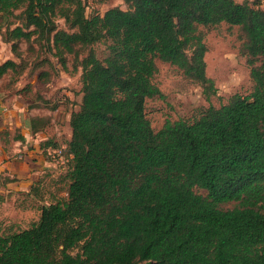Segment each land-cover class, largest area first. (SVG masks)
I'll return each mask as SVG.
<instances>
[{
  "label": "trees",
  "instance_id": "obj_1",
  "mask_svg": "<svg viewBox=\"0 0 264 264\" xmlns=\"http://www.w3.org/2000/svg\"><path fill=\"white\" fill-rule=\"evenodd\" d=\"M122 1L127 9L89 14L82 0H0V35L16 58L21 42L44 41L66 69L65 54L90 47L76 65L81 99L63 146L72 155L60 176L64 194L41 205L28 227H0V264H264V9ZM220 23L239 27L253 88L216 107L200 27ZM156 59L202 86L209 104L155 131L145 105L162 97ZM20 63H0V77L20 73ZM226 202L236 204L219 207Z\"/></svg>",
  "mask_w": 264,
  "mask_h": 264
},
{
  "label": "rangeland",
  "instance_id": "obj_2",
  "mask_svg": "<svg viewBox=\"0 0 264 264\" xmlns=\"http://www.w3.org/2000/svg\"><path fill=\"white\" fill-rule=\"evenodd\" d=\"M238 2L247 1L254 7L264 9V0H236ZM95 11L103 13L110 7L118 6L127 9L128 6L122 0H95ZM15 21V20H14ZM56 26L62 29H68L62 18H54ZM204 33V42L207 47L205 53L206 74L212 78L217 89V94L210 97V103L216 107L227 103L229 98L235 94H248L252 91L253 82L250 77V66L247 58L241 54L240 46L242 42L240 29L238 26H230L226 23H220L211 27H200ZM47 42L32 41L29 45L26 42L20 43L21 57L17 62L20 73L11 76V80H21L26 78V74L31 78L34 70H47L49 78L39 77V88L36 93L38 97L47 99L50 106H56L52 110L51 117L56 120L64 119L71 110L78 109L81 99L79 76L81 68H76L79 60L84 58L89 52L90 47L76 46V54H65L67 67L63 69L57 61V57L49 51ZM99 58L105 54V45L97 43L91 46ZM7 58H13L10 46L0 44V62ZM157 72L154 76V83L162 93V97L155 96L147 99L145 109L147 118L151 122L152 128L156 131L160 129L165 120L185 119L188 121L198 117L209 104L202 94V86L185 79L182 72L175 66L155 60ZM260 61L257 62L259 64ZM21 69V70H20ZM30 73V74H29ZM32 74V75H31ZM22 77H19L21 76ZM3 86V83H1ZM42 96V97H41ZM61 127L63 123H61ZM63 131V128H61ZM65 136V133H63ZM65 138V137H64ZM64 139L58 141L57 146L64 145ZM69 164V163H68ZM53 166L51 174L59 178L67 169V166ZM63 183V182H62ZM64 181L63 188L67 185ZM62 190V186H60ZM64 191H61L62 194ZM195 192L205 195L203 189L195 188ZM235 202H226L219 205L220 208L229 209L235 206ZM9 210L6 208V211ZM34 218L25 215H16L12 219H0V227H7L13 224L15 229L28 227Z\"/></svg>",
  "mask_w": 264,
  "mask_h": 264
},
{
  "label": "crops",
  "instance_id": "obj_3",
  "mask_svg": "<svg viewBox=\"0 0 264 264\" xmlns=\"http://www.w3.org/2000/svg\"><path fill=\"white\" fill-rule=\"evenodd\" d=\"M4 43L10 46L0 35V44ZM11 54L13 58L7 59L17 62L18 58ZM34 72L31 78L26 74L22 80H11V70L0 77V85L3 83L0 86V219L25 215L35 221L41 205L50 202L53 196L62 195L60 177L50 173L53 165L44 155V146L50 142L57 144L61 139L66 146L71 136L72 110L64 119L55 121L51 113L56 106L51 107L47 99L36 94L39 77L44 80V75L49 78L50 74L42 68Z\"/></svg>",
  "mask_w": 264,
  "mask_h": 264
},
{
  "label": "built area",
  "instance_id": "obj_4",
  "mask_svg": "<svg viewBox=\"0 0 264 264\" xmlns=\"http://www.w3.org/2000/svg\"><path fill=\"white\" fill-rule=\"evenodd\" d=\"M84 7L86 9L87 13H99L96 12L95 9V0H82ZM46 156L48 158V161L53 165V166H60V167H65L69 160L71 159L72 155L70 153H67L65 151V147L63 146H58V147H53V148H48L46 149Z\"/></svg>",
  "mask_w": 264,
  "mask_h": 264
}]
</instances>
